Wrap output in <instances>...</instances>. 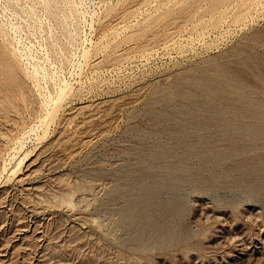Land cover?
I'll list each match as a JSON object with an SVG mask.
<instances>
[{"label": "rangeland", "instance_id": "374dc122", "mask_svg": "<svg viewBox=\"0 0 264 264\" xmlns=\"http://www.w3.org/2000/svg\"><path fill=\"white\" fill-rule=\"evenodd\" d=\"M0 264H264V0H0Z\"/></svg>", "mask_w": 264, "mask_h": 264}]
</instances>
